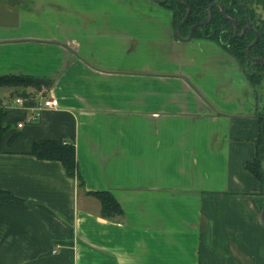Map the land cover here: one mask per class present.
<instances>
[{
	"label": "crops",
	"instance_id": "1",
	"mask_svg": "<svg viewBox=\"0 0 264 264\" xmlns=\"http://www.w3.org/2000/svg\"><path fill=\"white\" fill-rule=\"evenodd\" d=\"M26 1L0 20V192L13 198L0 264H264V198L245 170L259 111L236 62L194 40L196 60L171 18L159 40L75 0ZM206 77L214 99L194 83ZM41 93L54 108L28 123L14 102ZM38 141L73 143L75 176L34 157ZM93 193L121 215L104 218Z\"/></svg>",
	"mask_w": 264,
	"mask_h": 264
},
{
	"label": "trees",
	"instance_id": "2",
	"mask_svg": "<svg viewBox=\"0 0 264 264\" xmlns=\"http://www.w3.org/2000/svg\"><path fill=\"white\" fill-rule=\"evenodd\" d=\"M180 2L190 8V15L180 30L183 38L188 36L193 25L207 20L209 5L218 2L223 7L226 16L236 23L239 30L250 24L257 32L258 40L250 49V56L264 61V21L261 20L262 22L257 23L254 20V12L250 8L251 0H180ZM255 3H258V0H255ZM162 7L172 12L175 32L177 25L185 15V8L177 4L176 0H167ZM261 7H264V0H261ZM254 39L255 36L252 31H246L243 37L235 38L232 34V25L224 20L218 8H213L209 25L196 29L192 36V40L210 42L221 48L239 66L251 89H256L264 82V67L249 61L245 56V50ZM2 82L3 79H0V86ZM257 121L258 136L254 142V155L252 160L245 164V170L257 181L259 195L262 196L264 186V112L257 114ZM31 154L39 160L59 162L69 177H74L76 174L73 143L63 141L34 142ZM78 186H82L81 180L78 181ZM92 195L99 201L100 212L104 218L110 219L121 215V209L112 195L109 193H93ZM12 199L8 194L0 192L1 202Z\"/></svg>",
	"mask_w": 264,
	"mask_h": 264
},
{
	"label": "rangeland",
	"instance_id": "3",
	"mask_svg": "<svg viewBox=\"0 0 264 264\" xmlns=\"http://www.w3.org/2000/svg\"><path fill=\"white\" fill-rule=\"evenodd\" d=\"M23 1L24 0H0V20L2 19V15H1L2 10H7L8 7L10 8L16 7V9H21V7L25 6V4L27 3L26 1L22 5L21 3ZM75 2L82 4L90 9L95 8L96 11H100L98 15H95V18H94L95 20L99 22H103L102 19H106L107 16L109 18L116 17L117 22L115 23L126 22L127 23L126 25H128L129 23L133 25L136 24L138 26V31H137L138 35L156 37L159 40L162 39L163 30L165 29L166 24L170 21V18H171V21H173V14L171 11L162 7L161 5L153 3L151 0H120V1L75 0ZM250 8L254 12V20L257 23L262 22L261 20L264 21V7H261V0H258V3H255V0H251ZM102 13H106V15L104 14L102 15ZM120 14L122 15L121 20H119ZM60 15L61 14H59L58 17ZM64 15H69V18L72 17L70 14H64ZM73 16L74 18L76 17V19H78L76 15H73ZM237 33L238 35L241 34L239 29ZM193 41L194 40L189 41L185 45L187 44L189 45L190 42H193ZM139 42L143 43L142 45L138 44V49L142 56L149 57V54H150L156 58L157 56L160 55L157 49H155L153 46H150L148 42L146 41H139ZM211 44L213 45V43ZM189 46H193V54H194V57H196V60L207 56L206 53L203 55L202 48L199 46L196 47V44L189 45ZM189 46L187 47L186 52L189 55L190 54L192 55L191 50L188 49ZM161 66L162 65L158 67L161 68ZM165 71H166V68H165ZM203 71L206 72V70L202 68L201 72ZM205 72H203V74ZM198 73H199V70L195 73L196 78L198 77L196 76ZM206 76H208V74ZM212 81L213 79H209V78L207 79V77L206 79H203L202 81H199L198 79H194V83L196 84L200 83L204 91H207L208 96L214 99L213 97L214 83H212ZM252 90L254 92L253 95L257 103L258 111L261 114V112H264V82H262L256 89H252ZM218 102L221 103L219 100Z\"/></svg>",
	"mask_w": 264,
	"mask_h": 264
},
{
	"label": "water",
	"instance_id": "4",
	"mask_svg": "<svg viewBox=\"0 0 264 264\" xmlns=\"http://www.w3.org/2000/svg\"><path fill=\"white\" fill-rule=\"evenodd\" d=\"M153 3L155 4H158V5H163L165 4L166 0H163V1H158V0H151ZM185 8H186V13H185V16L184 18L182 19V21L178 24L177 28H176V31H175V39L178 41V42H181V43H187L189 41L192 40V36H193V32L198 29V28H202V27H206L209 25V23L211 22V19H212V10L213 8H218L221 12V15L222 17L227 21L229 22L231 25H232V30H233V35L235 38H241L244 36L245 32L246 31H252L254 32V36H255V39L254 41L247 47V49L245 50V56L246 58L253 62V63H258L260 64L261 66L264 67V61L261 60V59H257V58H252L250 56V49L256 44L257 40H258V34L257 32H255V30L250 26V24H247V26L245 28H243L241 30V34L238 35L237 31H238V27L236 25V23L230 19L229 17H227L223 11V8L221 6V4H219L218 2H215V3H212L209 5L208 9H207V14H208V18L205 22H202V23H198V24H195L193 25L191 28H190V31L188 33V36L187 38H183L181 36V33H180V29L181 27H183V25L185 24L186 20L188 19L189 17V14H190V8L186 5V4H182ZM262 197L264 198V186L262 188ZM260 220L264 226V209L262 210L261 212V215H260Z\"/></svg>",
	"mask_w": 264,
	"mask_h": 264
},
{
	"label": "built area",
	"instance_id": "5",
	"mask_svg": "<svg viewBox=\"0 0 264 264\" xmlns=\"http://www.w3.org/2000/svg\"><path fill=\"white\" fill-rule=\"evenodd\" d=\"M39 97H41V99H42V104L41 105L36 103L35 100L32 99V98L30 100H27V101L24 100V99L19 98V99H16L15 102H14L16 106H22L24 103H28L29 104L28 108L34 112V115H32L27 120L28 123L34 122L36 120L39 112H41V110L54 108V103H53L52 99L44 98L42 96V93L39 95ZM21 127H22V124H18V128H21Z\"/></svg>",
	"mask_w": 264,
	"mask_h": 264
},
{
	"label": "flooded vegetation",
	"instance_id": "6",
	"mask_svg": "<svg viewBox=\"0 0 264 264\" xmlns=\"http://www.w3.org/2000/svg\"><path fill=\"white\" fill-rule=\"evenodd\" d=\"M158 1H163V0H158ZM166 2H167V0H166ZM166 2H165V4H166ZM176 2H177V4H179L180 6H183V5H181V3L182 2H180V0H176ZM182 4H184V3H182ZM164 5V4H163ZM162 6V5H161ZM184 7V6H183ZM185 8V7H184ZM185 13H186V8H185ZM182 21V20H181ZM180 21V22H181ZM178 26V25H177ZM177 28V27H176ZM182 28V27H181ZM245 28V27H244ZM181 30V29H180ZM242 30V29H241ZM241 30H240V33H241ZM176 31V30H175ZM190 31V30H189ZM189 33V32H188ZM232 34H233V30H232ZM187 38V37H186Z\"/></svg>",
	"mask_w": 264,
	"mask_h": 264
}]
</instances>
